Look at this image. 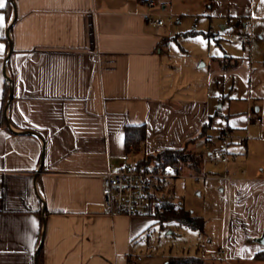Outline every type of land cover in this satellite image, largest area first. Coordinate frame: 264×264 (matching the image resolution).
I'll return each mask as SVG.
<instances>
[{
	"label": "crops",
	"instance_id": "1",
	"mask_svg": "<svg viewBox=\"0 0 264 264\" xmlns=\"http://www.w3.org/2000/svg\"><path fill=\"white\" fill-rule=\"evenodd\" d=\"M176 1L157 0L149 8L145 0H3L0 264H35L42 231L41 264H151L141 259L136 243L159 223L160 205L145 215L103 213V172L162 148L202 150L206 135L227 126L247 133V154L260 148L264 0H195L201 11H189L197 14L192 30L205 33L207 46L196 57L201 63L185 68L190 83L170 62L169 29L145 17L147 10L170 12ZM199 18L207 29H198ZM171 20L180 22L177 15ZM247 32L253 34L249 46L242 42ZM252 100L259 103L251 106ZM214 101L228 102L227 108ZM209 119L211 128L198 137ZM138 124L145 125L144 141L126 147L125 127ZM263 155L247 167L237 166V155L228 158L229 193L223 164L209 157L220 166L209 172L227 197L216 254L225 246L230 264H264L252 258L264 246L255 239L264 231ZM167 188L166 181L158 186ZM173 255L162 254L152 264ZM201 258L203 264H225Z\"/></svg>",
	"mask_w": 264,
	"mask_h": 264
},
{
	"label": "rangeland",
	"instance_id": "2",
	"mask_svg": "<svg viewBox=\"0 0 264 264\" xmlns=\"http://www.w3.org/2000/svg\"><path fill=\"white\" fill-rule=\"evenodd\" d=\"M195 9H198L196 11H201L199 10L201 9L200 2H196L195 0H178L173 7L166 9L177 15L180 19L179 23L176 20L166 21L165 27L169 29L168 31H170V35L172 36L168 44L170 62L174 65V72L179 71L180 73L181 71L180 75L183 76V81L186 83H190L192 75L189 72L185 73V68H189L195 63V65L201 63V60L196 62V57L201 49H205L207 46L205 33L192 30L193 23H195L194 18L197 14L190 15L189 11H195ZM203 21L204 18H199L196 22L198 29L202 27H206L205 29H207V26H203L205 25ZM213 26L218 30L221 27L217 22H213ZM230 29L234 30V28H228L225 31H230ZM209 45L214 48L216 44L211 41ZM252 103L259 102L252 100L251 106H253ZM227 104L228 102L223 104L221 101H214V105L221 107L222 111L227 108ZM240 104L242 105L241 102L238 103V105ZM238 107V109L243 110L246 106L244 104L242 108H240L241 106ZM253 113L260 114V112L256 111ZM244 143L242 141L237 146L228 147L227 156L229 160L234 155H237V166L247 167L251 162L253 165H256V162L261 158V154H264V141L257 143V145H260V148L257 149L256 153L248 152V154L245 152ZM233 148L240 150V152L232 154L231 152H234L232 151ZM213 155L218 159L220 153L216 151ZM204 163L199 176H195L198 175L196 172L188 170L183 165L181 176L166 180V184H170V188H167L166 191L161 190L163 193L162 200L171 201L175 205H180L184 209L191 210L193 215L202 217V227L191 228L174 220L153 224L136 243V249L142 260L151 261L150 263L152 264L154 261H159L160 255L167 253L174 255H196L204 258H220L216 254V248L222 240L227 211V197L225 193L219 190L220 182L214 179L212 173L209 172L214 168L220 169V166L214 167L212 165L213 161H210L209 158ZM219 260L218 262L220 263L223 261ZM244 264L254 263L246 261Z\"/></svg>",
	"mask_w": 264,
	"mask_h": 264
},
{
	"label": "built area",
	"instance_id": "3",
	"mask_svg": "<svg viewBox=\"0 0 264 264\" xmlns=\"http://www.w3.org/2000/svg\"><path fill=\"white\" fill-rule=\"evenodd\" d=\"M149 8L157 5V0H145ZM147 21L154 26H163L167 20L173 19L174 14L162 10H147ZM252 32H247L242 37L244 45L249 46ZM260 121V118H256ZM247 133H235L231 127H222L217 134L208 135L204 139L202 166L214 154V148L220 156L218 160L223 164L222 178L226 182V191L230 192L232 177L227 173L228 147L232 141H244ZM183 166L165 165L161 169H154L144 163L124 161L110 165L102 174L101 179V211L105 214L124 213L127 215H145L160 205L163 193L158 189L159 184L180 177ZM244 172V171H243ZM203 173V172H202ZM195 175V176H199ZM218 256L226 264H230L226 247L218 251Z\"/></svg>",
	"mask_w": 264,
	"mask_h": 264
},
{
	"label": "trees",
	"instance_id": "4",
	"mask_svg": "<svg viewBox=\"0 0 264 264\" xmlns=\"http://www.w3.org/2000/svg\"><path fill=\"white\" fill-rule=\"evenodd\" d=\"M210 128L211 120L209 119L202 125L197 136H205ZM124 134L126 147L130 145L138 147L139 143L144 141L146 136L145 125H127ZM219 149L220 147L216 146L213 152ZM202 157L203 150H190L185 144L181 147L162 148L155 153L146 154L137 162L150 165L154 169H161L168 164L173 166L185 165L189 170L196 172V174H200L202 171ZM156 219L159 223H163V221L167 220H174L191 228L202 227L203 223V218L193 215L191 210L184 209L180 205H175L173 202L165 200H162L160 203V210L156 212ZM41 256L42 249H40L38 253L39 264H41ZM252 258L264 260V246L255 251ZM165 264H203V259L196 255H173L169 256Z\"/></svg>",
	"mask_w": 264,
	"mask_h": 264
},
{
	"label": "water",
	"instance_id": "5",
	"mask_svg": "<svg viewBox=\"0 0 264 264\" xmlns=\"http://www.w3.org/2000/svg\"><path fill=\"white\" fill-rule=\"evenodd\" d=\"M12 90L11 88L9 89V95L11 94ZM10 97V96H9ZM8 103V102H7ZM42 237H43V231L41 233V236H40V240H39V243H38V246L36 248V252H35V264H38V252H39V249L41 247V244H42ZM258 242H260L261 244L264 245V231L262 232V234L258 237L255 238Z\"/></svg>",
	"mask_w": 264,
	"mask_h": 264
},
{
	"label": "snow or ice",
	"instance_id": "6",
	"mask_svg": "<svg viewBox=\"0 0 264 264\" xmlns=\"http://www.w3.org/2000/svg\"><path fill=\"white\" fill-rule=\"evenodd\" d=\"M4 7V2L3 0H0V8H3ZM4 22V17L2 15H0V26H2Z\"/></svg>",
	"mask_w": 264,
	"mask_h": 264
}]
</instances>
